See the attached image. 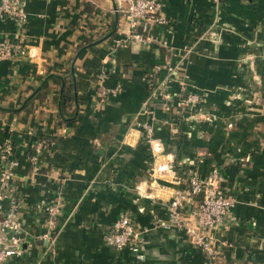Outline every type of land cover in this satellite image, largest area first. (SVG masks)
<instances>
[{
    "label": "crops",
    "instance_id": "obj_1",
    "mask_svg": "<svg viewBox=\"0 0 264 264\" xmlns=\"http://www.w3.org/2000/svg\"><path fill=\"white\" fill-rule=\"evenodd\" d=\"M21 8L22 23L0 18V42L16 52L0 62V155L10 143L18 161L23 250L5 264H206L185 228L160 223L173 189H188L176 180L214 167L234 199L231 219L210 232L217 263L264 264V0H164L162 22L141 20L144 40L130 42L115 0ZM163 80L173 96L197 93L200 106L166 114L153 96ZM145 122L163 145L157 159ZM159 162L172 170L153 177ZM198 199L184 202L182 220ZM55 202L49 231L44 208ZM123 214L140 232L143 259L105 243Z\"/></svg>",
    "mask_w": 264,
    "mask_h": 264
},
{
    "label": "built area",
    "instance_id": "obj_2",
    "mask_svg": "<svg viewBox=\"0 0 264 264\" xmlns=\"http://www.w3.org/2000/svg\"><path fill=\"white\" fill-rule=\"evenodd\" d=\"M24 0H0V18H11L20 23L26 19V14L21 6ZM116 10L121 13L129 26L123 42L132 40H144L140 32L136 30L141 20H162L157 17L164 0H115ZM20 55L25 54V50L18 48ZM16 53V52H15ZM14 46L11 43L0 42V62L11 59L15 55ZM165 69L172 75L176 70L170 62L165 64ZM156 70L161 66L157 65ZM165 80L161 81L153 90V96L161 98L162 107L165 112L175 109L184 110L200 106L201 98L197 93H186L184 98L173 99V95L167 93L165 89ZM114 93V91H112ZM197 115L200 118H207L206 114L199 110ZM145 134L146 141L151 148L155 159L162 156L164 151L162 142L159 138L153 136V127L145 122L140 124ZM41 142L35 146V152L41 151ZM12 146L7 143L0 155V264H5L6 260L13 256L22 255V229L21 222L16 212V199L14 196V187L12 179L14 170L18 165L17 159L13 156ZM34 158H32L33 160ZM171 166L166 162L153 164L151 176L156 177L161 174L171 172ZM222 180L217 168H212L204 178H199L195 174H190L186 178H178V184H187L188 189H173L172 195L166 204L167 220L162 221V227H183L186 234L190 237L192 243L200 247L206 255V264H218L216 261V250L213 247L210 238V232L218 227L226 225L231 219L230 209L234 205V199L229 197L224 188L220 185ZM161 186V185H160ZM161 188H165L164 185ZM139 191L140 186H136ZM190 196H199L197 203L190 210L187 218L182 220L180 208ZM10 199L9 206L3 208L1 200ZM60 204L58 202L50 203L45 206L44 211L47 217V226L50 231L56 224L59 215ZM188 222V223H186ZM49 232H45L47 236ZM105 243L117 250L127 248L137 259H143L144 254L141 251L140 232L137 231L133 221L127 215H120L110 226L104 235Z\"/></svg>",
    "mask_w": 264,
    "mask_h": 264
},
{
    "label": "rangeland",
    "instance_id": "obj_3",
    "mask_svg": "<svg viewBox=\"0 0 264 264\" xmlns=\"http://www.w3.org/2000/svg\"><path fill=\"white\" fill-rule=\"evenodd\" d=\"M191 50V49H190ZM182 52V51H181ZM166 89V88H165ZM177 94H175L176 96H173V99L176 100L177 98H184L186 93L184 92H180V91H177L176 92ZM189 111V108H185L184 110H180V109H175L173 108L172 110L166 112V114H172V115H175L176 117H181L184 115L185 112ZM168 123V122H167ZM149 146V145H148ZM150 148V147H149ZM150 151H151V148H150ZM153 166V164H151ZM152 166H151V169H152Z\"/></svg>",
    "mask_w": 264,
    "mask_h": 264
},
{
    "label": "water",
    "instance_id": "obj_4",
    "mask_svg": "<svg viewBox=\"0 0 264 264\" xmlns=\"http://www.w3.org/2000/svg\"><path fill=\"white\" fill-rule=\"evenodd\" d=\"M71 72L73 73V69H71Z\"/></svg>",
    "mask_w": 264,
    "mask_h": 264
},
{
    "label": "trees",
    "instance_id": "obj_5",
    "mask_svg": "<svg viewBox=\"0 0 264 264\" xmlns=\"http://www.w3.org/2000/svg\"><path fill=\"white\" fill-rule=\"evenodd\" d=\"M65 99V98H64ZM12 149H13V147H12Z\"/></svg>",
    "mask_w": 264,
    "mask_h": 264
}]
</instances>
